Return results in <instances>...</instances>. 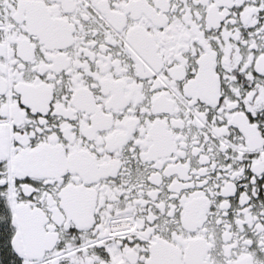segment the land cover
I'll return each instance as SVG.
<instances>
[{
    "label": "snow or ice",
    "instance_id": "6c2138e0",
    "mask_svg": "<svg viewBox=\"0 0 264 264\" xmlns=\"http://www.w3.org/2000/svg\"><path fill=\"white\" fill-rule=\"evenodd\" d=\"M0 264H264V0H0Z\"/></svg>",
    "mask_w": 264,
    "mask_h": 264
}]
</instances>
